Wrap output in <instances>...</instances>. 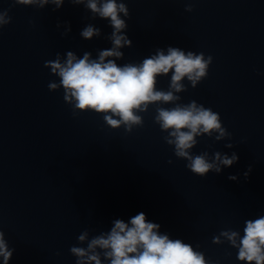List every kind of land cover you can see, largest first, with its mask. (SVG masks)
<instances>
[{
  "label": "clouds",
  "instance_id": "obj_1",
  "mask_svg": "<svg viewBox=\"0 0 264 264\" xmlns=\"http://www.w3.org/2000/svg\"><path fill=\"white\" fill-rule=\"evenodd\" d=\"M66 0H13L16 5L44 8L53 5V11L60 9ZM72 5H83L92 13V18L99 17L109 21L112 28L107 39L111 48L98 51L92 58L90 52L78 57L68 51L62 58L57 53L55 60L46 61L52 75L59 77V82L48 84L50 91L61 87L63 99L72 106L73 114L77 112H95L102 114L104 122L112 129L124 127L131 132L134 127L143 126V117L151 105H155L154 122L161 131L167 133L164 141L174 146L177 158L187 161L186 167L195 175L205 177L209 172L220 174L224 168L232 167L239 160L236 152L229 156L219 151L211 157L207 152L194 155L191 152L197 144V137L207 135L216 141L231 138L223 127L221 117L211 108H206L192 100L188 104L180 103L178 93L187 91L183 81L187 79L195 88L208 75L212 56L207 58L201 52L185 51L178 47H167V51L157 48L155 54L144 58L140 63L120 65L123 59L121 49L132 47V41L125 34L130 18L129 9L123 0H67ZM186 11H192L188 5ZM11 23L8 11H0V28ZM57 23V28H60ZM71 31L65 22L67 35ZM85 40L101 36V29L88 24L80 32ZM171 73L167 90L157 88L158 77ZM171 104V108L162 105ZM227 148L234 145L228 143ZM171 163V161H169ZM253 166L249 165L243 173L248 179ZM231 181H238L237 175H229ZM161 225L150 222L145 213L140 212L127 222L122 219L113 221L110 231L102 232L89 239V231H83L78 237L79 244L87 247L72 246L70 253L76 257V264H210L202 252L181 239H172L161 233ZM223 238V239H222ZM227 241L231 247L238 249L237 259L246 264H264V216L245 221L243 236L239 231L222 230L213 237L214 244ZM15 249H10L5 233L0 230V257L3 264H9ZM59 254V253H57ZM103 257V260H102Z\"/></svg>",
  "mask_w": 264,
  "mask_h": 264
}]
</instances>
